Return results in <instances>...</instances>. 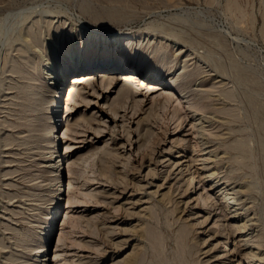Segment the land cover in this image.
I'll return each instance as SVG.
<instances>
[{"label": "rangeland", "instance_id": "obj_1", "mask_svg": "<svg viewBox=\"0 0 264 264\" xmlns=\"http://www.w3.org/2000/svg\"><path fill=\"white\" fill-rule=\"evenodd\" d=\"M117 34L139 47L129 65L148 57L142 71L177 94L118 97L99 59L51 134L64 94L50 78ZM263 119L264 0H0V264H41L43 245L47 264H264ZM58 135L61 170L47 161ZM226 188L243 211L230 222ZM242 219L240 256L217 260L220 223L237 236ZM248 238L262 260L242 258Z\"/></svg>", "mask_w": 264, "mask_h": 264}, {"label": "bare ground", "instance_id": "obj_2", "mask_svg": "<svg viewBox=\"0 0 264 264\" xmlns=\"http://www.w3.org/2000/svg\"><path fill=\"white\" fill-rule=\"evenodd\" d=\"M126 39L129 42H125L124 40H126ZM107 41L105 43L107 45V47L105 48V50L103 51L101 56L96 57L97 58L96 60H94V61L93 60H87L86 56H84V55H82L81 57H77L75 62H73L72 60H70L68 58L69 61L66 64H64L63 66H61L56 71V73L50 78L51 81L48 83L49 86L47 87L48 91H50V89H52V88H55V84H57L59 82L58 86H57L58 87V93H57L56 96L59 98V97H61L62 94H64L63 98L60 101V102H62V106L58 103V105L56 106V108H54V111H53V118H52L53 120L50 121V129H51L50 132H51V134H54V132H57V131H58V134H59V132H61V129H62L61 126H63V120H62L63 118H62V116H63L65 104H66V107H65L66 111L69 110V109H72L73 99L75 98L76 95L80 94V86L90 78L89 72H92V71L96 70V66L100 62L99 59L100 60L103 59V61L105 63V67L104 68L107 69V71L116 72V74L118 75L119 79L122 81V83H119L120 88L116 91L118 97H122L123 95L128 94L129 92H131L132 91L131 84H136V83L150 86L153 89L156 88L157 91H153L152 93H156V92L160 91V94L165 96V97H167V98H172V97H174V95L177 94V91L171 85H168L169 87H167V86H165V84H162L161 82H159L160 78L156 77L157 75L155 76L153 74H149L147 72L142 71L143 69H141V68H147L148 67V65H145L147 63V61H148V57H144V58L142 57L141 61L138 62V67L139 68H137V67L135 68V67H132L131 65H129L130 62L133 63L132 55L135 54L133 52H135L139 48V47L138 48L137 47L136 48L132 47L130 49V47L132 46V42L129 40V38H125L124 35L117 34L115 37L107 38ZM125 43H127L126 44V48H123V46H125ZM127 50H129V51H127ZM72 59H75V57L73 55H72ZM124 59H126V61H127L125 64L123 63ZM72 74H73V76L70 77V80L68 82L69 84L65 88V86H63V84L65 83L66 79L68 78V75H72ZM102 75H103V77H102V81L101 82L103 83V82L107 81L105 76H107L108 74L104 73ZM147 82H150L151 84L148 85ZM96 87L97 86L95 84H92V89H95ZM113 89H114V87H113ZM108 91L109 90H107L106 92H108ZM178 96L180 97V95H178ZM44 103H46V101H44ZM59 120H61L60 128L57 129V126L59 124ZM54 122H56V125L53 124ZM62 139H63V137L59 138V135L57 136V140L55 141L56 143L52 147V152H50V156L47 159V161L49 162V167H52V168H57L58 167L57 168L58 170L59 169L61 170L62 164H60V162L64 160V158L61 159L60 157L61 156L64 157L63 155L66 154V152L60 153V155L56 154L58 152V149H59V141L62 140ZM51 143H54V141L51 142ZM66 150H68V148ZM70 152H72V150H70ZM168 160H170V159H168ZM68 169H69V171H71L72 170L71 166H69ZM154 171H156V170H154ZM195 172H197V171H195ZM173 173H174V171H173ZM55 179L56 178H53V180H55ZM195 180H196V175L194 173V174H192V177L190 178L189 183H187L188 184V189L192 188V185L195 183ZM218 183L215 184L216 188H219L221 186ZM53 185L56 186L57 184L54 183ZM61 187L62 186H59L57 188V191L61 190ZM71 187H72V185L69 186V188H71ZM237 191L238 190L236 188H231V190L226 188L224 190V192H223L224 193L223 194L224 195L223 196L224 202H226V203L229 202L228 204H233V207L230 208V212L226 213V220H228L229 222L230 221H235V219L243 217L242 209L237 206L238 202L240 201L239 198L237 197V193H238ZM57 195L58 194L56 193V196L52 199L54 202L49 204L50 207H53L54 203L57 204L56 201L59 199V197ZM204 201H205V204L207 206H209L208 203L206 202L207 200L204 199ZM214 210H215V206H214V209H210L209 211L206 208H204L203 211H206V213H208L209 216L206 217L205 220L199 221V224L203 225L205 222H207V220H209V218H211V214H212V212H214ZM58 211H59V209L52 210L51 214H50V217L56 216ZM219 220L220 219H218V221ZM218 221L215 223L216 226L219 225ZM225 221L223 220L220 223V228L222 227L223 231H220L216 236L220 237L222 239H225L227 245L225 246L224 254L222 255V257L217 256L218 257L217 260L228 259V258L232 259V258H236L237 256L238 257L240 256L239 252L232 250V248H229L228 244H229L231 238L233 240H236V237H239V236L243 237V236L246 235L244 233L246 232V230H247V228L249 226V221L250 220H246L245 221L244 219H242V223H239V222L236 223L237 224L236 225V229L238 230V232H237L238 235L237 236H235L236 234L232 233L231 228H229L227 226ZM49 235H47V239H48ZM246 236H248V235H246ZM242 241L246 242L243 245L247 246V248H250V250L245 255H242V258H250L251 256H254V257L260 258L262 260V257L257 255L254 252L253 248H251L252 246L248 245V243L253 242L252 239L248 238V239H245V240H240L238 242L239 246H241V242ZM61 242H63L62 238L59 239L58 246H61V244H60ZM255 243L256 242H254V244ZM257 245L262 246L261 243H257ZM45 246L46 245H43L42 247H40L38 249V252L34 253L35 254L34 256H36V260L35 261L36 262L39 261L41 264H47L46 263V257H44L46 255H43V253L45 251H47ZM41 257H44V259H41ZM233 260H232V262H233ZM239 260H240L239 258L235 259L234 260V262H235L234 264H242L241 260L240 261ZM133 263L134 262H132V264Z\"/></svg>", "mask_w": 264, "mask_h": 264}]
</instances>
